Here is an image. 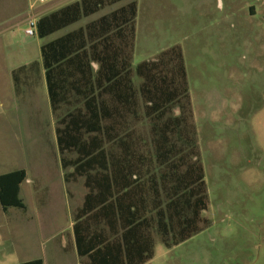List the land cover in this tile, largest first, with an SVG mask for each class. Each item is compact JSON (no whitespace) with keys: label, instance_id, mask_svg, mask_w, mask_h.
<instances>
[{"label":"trees","instance_id":"obj_1","mask_svg":"<svg viewBox=\"0 0 264 264\" xmlns=\"http://www.w3.org/2000/svg\"><path fill=\"white\" fill-rule=\"evenodd\" d=\"M119 1H74L38 17L36 35L44 38ZM136 12L130 0L40 45L61 166L72 168L65 179L83 176L87 189L72 227L83 264H144L154 237L170 248L210 224L180 47L133 71ZM23 68L12 71L15 86ZM24 180V169L0 174L3 211L25 208Z\"/></svg>","mask_w":264,"mask_h":264},{"label":"rangeland","instance_id":"obj_2","mask_svg":"<svg viewBox=\"0 0 264 264\" xmlns=\"http://www.w3.org/2000/svg\"><path fill=\"white\" fill-rule=\"evenodd\" d=\"M2 1L6 16L25 2L0 0V14ZM27 1L37 14L49 4V0ZM134 1L132 70L162 50L180 47L207 191L203 216L210 221L170 248L155 237L153 256L144 264H264V0ZM26 16L10 20V37L1 35L4 66L39 58L38 45L49 39L25 34ZM4 66L0 83L5 84L9 77ZM133 81L137 84L139 78L134 75ZM23 95L22 91L11 101L0 92V172L24 168L30 177L33 171H46L47 175L41 174L52 188L50 205L58 208L60 168L55 148L52 156H45L43 148L55 139L49 107L46 111L38 98L36 115ZM13 101V108H8L7 102ZM35 119L43 124L37 126ZM38 131L41 148L33 139ZM24 182L21 195L27 198L29 184ZM80 182L69 181L67 186L80 190ZM13 226L11 212L0 207V264L41 256V250L53 243L43 239L39 245L29 230L22 237L14 235Z\"/></svg>","mask_w":264,"mask_h":264},{"label":"crops","instance_id":"obj_3","mask_svg":"<svg viewBox=\"0 0 264 264\" xmlns=\"http://www.w3.org/2000/svg\"><path fill=\"white\" fill-rule=\"evenodd\" d=\"M74 1L79 0H49V4L47 7L37 14L34 12L36 17H40L44 14L49 12L55 11L67 4H70ZM130 0H121L111 5L104 6L102 9L98 10L97 12L82 17L80 20L40 39H48L45 42L58 37L66 32L71 30L77 29L79 27L84 26L86 23L99 18L102 15H105L112 10L116 9L117 7L126 4ZM2 5V13L0 14V69H3V56L1 55L3 52V40H1V35L11 36V27L10 20H13L19 17L23 13H27L29 5L28 1L25 0L23 8H19L17 12H14L13 15L6 16L3 13V1L1 2ZM22 7V6H21ZM23 9V10H21ZM42 42L40 45H42ZM40 45H38V54L39 58L33 60L28 58L26 60L16 61L14 63H9L8 65L4 66L6 69L7 76L9 77L8 81L4 84L0 83V92H6L7 97L9 100H15L17 97L20 96L21 92H24V95L27 96L22 98L25 101V104H30L33 107L31 111L37 115L38 109V98H42L44 101V105L46 111L49 107V117L51 120V127L54 129L55 134V116L51 110L49 98L46 90V83L44 78V69L41 64L40 58ZM134 48V47H133ZM133 55V54H132ZM154 58V57H153ZM152 59V58H151ZM35 62L33 66H30ZM24 66L23 69L17 72V86L14 84V79L12 76V71L18 69L19 67ZM9 73V75H8ZM134 82V81H133ZM17 87V88H16ZM13 102H7V107L13 108ZM41 111V109H40ZM173 112L177 114V109L173 108ZM36 125L41 126L43 124L42 119H35ZM41 131H38L36 137H34L35 143L41 148L42 140L40 138ZM50 145H46L43 147L46 151H44L45 156L49 155L52 156L51 148H55V154L58 160L60 171L57 173L58 179L61 182V190L59 193V200L58 202L61 204L58 208H53L50 204V197L52 194V188L49 183H45L47 181L45 175H47L46 171L38 170L34 173H30V177L27 176L26 170L24 168H17V169H24L25 171V180L24 184H29V187L26 188L25 195L28 198H24L21 195V183L19 189V196L22 199L25 208H15L11 207L8 208L4 213L11 212V219L14 222V235H19L22 237L26 230H29L30 234L32 235L33 240L38 242L39 245H42L43 239L46 243H49L50 240L53 239V243L50 245L49 248L44 247V250H41V256H35L32 258H26L21 260L20 258L15 260L14 258L10 260V264H18L20 262L41 258L43 260V264H83L84 257H80L77 254V247L74 241V234H73V223H74V213L77 211L79 207L82 206L85 194L87 189L84 184V177L73 174L72 176L68 175L67 179H65L66 173L72 171V168L63 169L60 162V154L58 151V146L56 142V136L53 142H49ZM147 143V142H146ZM15 170V169H14ZM8 172V171H5ZM4 173V172H0ZM41 173L45 174L42 175ZM79 180L80 182V190H75L73 188L69 189L67 184L69 181ZM23 186V185H22ZM77 189V188H76ZM76 192V193H75ZM50 205V206H49ZM12 210V211H11ZM104 227V226H101ZM48 239V240H47ZM155 239V237H154Z\"/></svg>","mask_w":264,"mask_h":264},{"label":"built area","instance_id":"obj_4","mask_svg":"<svg viewBox=\"0 0 264 264\" xmlns=\"http://www.w3.org/2000/svg\"><path fill=\"white\" fill-rule=\"evenodd\" d=\"M42 1V0H41ZM27 16L25 18V34L29 36H33L36 34V23H37V17L33 12V5L32 3L29 5Z\"/></svg>","mask_w":264,"mask_h":264}]
</instances>
